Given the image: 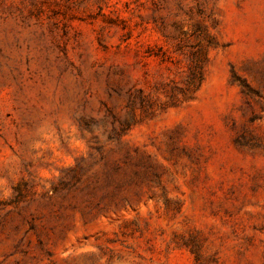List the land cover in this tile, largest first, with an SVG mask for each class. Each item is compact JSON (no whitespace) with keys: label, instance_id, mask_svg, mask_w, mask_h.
<instances>
[{"label":"rangeland","instance_id":"rangeland-1","mask_svg":"<svg viewBox=\"0 0 264 264\" xmlns=\"http://www.w3.org/2000/svg\"><path fill=\"white\" fill-rule=\"evenodd\" d=\"M0 264H264V0H0Z\"/></svg>","mask_w":264,"mask_h":264},{"label":"trees","instance_id":"trees-1","mask_svg":"<svg viewBox=\"0 0 264 264\" xmlns=\"http://www.w3.org/2000/svg\"><path fill=\"white\" fill-rule=\"evenodd\" d=\"M199 79H200V77H199Z\"/></svg>","mask_w":264,"mask_h":264}]
</instances>
